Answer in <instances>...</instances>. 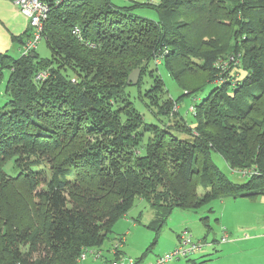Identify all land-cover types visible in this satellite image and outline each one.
I'll use <instances>...</instances> for the list:
<instances>
[{"label": "trees", "instance_id": "1", "mask_svg": "<svg viewBox=\"0 0 264 264\" xmlns=\"http://www.w3.org/2000/svg\"><path fill=\"white\" fill-rule=\"evenodd\" d=\"M45 1L49 58L0 59V264H77L135 199L166 219L264 196V0L145 1L158 21L109 0ZM155 58L183 98L204 97L189 107L193 126L151 73L146 106L166 122L146 124L128 100V74L140 69L137 86ZM213 153L244 182H230Z\"/></svg>", "mask_w": 264, "mask_h": 264}, {"label": "rangeland", "instance_id": "2", "mask_svg": "<svg viewBox=\"0 0 264 264\" xmlns=\"http://www.w3.org/2000/svg\"><path fill=\"white\" fill-rule=\"evenodd\" d=\"M145 1L109 0L113 6L119 9L133 7V10L130 12L135 17L158 21L157 14L153 9L142 6ZM158 1L152 0V5L155 6ZM49 52L43 39L39 40L36 46L38 58L40 60L49 58ZM155 66H157V69ZM150 73L158 76L161 80L163 89H165L164 97L169 98L173 103H177L178 115L189 127L193 126L195 120L192 114L188 112V109L194 102L199 103L200 98L204 97H199L197 100L189 97L183 98L181 88L171 79L164 66H161L160 63L154 65L152 62L148 65L145 72L142 73L143 75L139 84L127 87L125 90L128 100H130L137 112L142 116L144 122L154 125L166 122V117L154 115L146 106V100L143 95L149 89L151 82ZM8 78L9 73L3 71V76H0V89L2 91L0 109L9 101L8 97L4 94ZM173 110L175 111V108ZM172 119L175 120V114ZM175 122L173 121L174 125ZM212 159L218 170L230 182L240 185L246 179L242 174L231 170L217 154L213 153ZM197 194L198 196L203 194L201 188L197 189ZM204 217H207V220L203 222L201 219H204ZM112 226V234L110 235L111 238L113 237L112 243L107 242L104 244L102 248L103 257L98 261L101 264H109L103 263L104 258L107 257L112 261L119 262L117 259L114 260V256L109 254L108 251L111 244L115 245L117 242L119 243V238H122V249L119 251L123 253V258L127 261V264L130 259L133 262L139 260L138 264H154L153 261L158 257L167 254V252L171 253L177 248V235L184 230L188 231L192 242L205 243L203 248L208 249L209 247L211 249V256H214V258L218 257L222 252V246L233 244L234 240L244 236L257 235L260 238L255 239L253 244L243 243L241 248L236 246L238 250L232 252L230 255L225 253L224 259L227 260L229 258L233 262L243 259L249 262H256V260L264 259V196H259L253 200L243 197L232 198L231 196L217 198L209 204L203 205L197 211L175 209L166 219H162V214L154 210L147 201L135 199L133 206L127 214L118 219ZM225 234L227 235V241L222 242L221 239ZM192 257V254L185 258L180 256V260L191 259ZM175 260L176 258L170 262H176Z\"/></svg>", "mask_w": 264, "mask_h": 264}, {"label": "crops", "instance_id": "3", "mask_svg": "<svg viewBox=\"0 0 264 264\" xmlns=\"http://www.w3.org/2000/svg\"><path fill=\"white\" fill-rule=\"evenodd\" d=\"M27 26H28L27 19L21 13L18 12L16 7L9 0H0V59L4 57L17 59L20 56V52H19L20 42L26 36L25 34L27 32V29H26ZM4 61H5L4 63H6L7 60L4 59ZM3 71H7L9 73V70L3 69L0 76H3ZM1 92L2 91L0 89V97L2 96ZM112 238L110 237L107 242L112 243L111 241ZM257 238H260V237L255 235V236H244L242 238H238L233 241V244L222 246V252L216 258H214V256H211V253H210L211 249L209 247L208 249L207 248L204 249L203 246L205 245V243L203 244L201 243L202 244L201 249L193 251V253H189V255L190 254L193 255L191 259L188 258L186 260H180V258H178L175 260L176 262H168L166 264H169V263L170 264H264V259L256 260V262L254 261L249 262L244 259L239 260L238 262H233L229 258H227V260L224 259L225 253L226 254L228 253L230 255L232 252H236L239 247L241 248V245L243 243L253 244L255 242V239ZM236 246H238V248ZM121 249H122V246L120 247L119 250ZM110 254L113 255L112 253ZM119 254H120L119 256H123V253L121 251H119ZM116 257L117 256H114V260ZM108 258L109 257L104 258L105 260L103 263L112 262V260ZM98 261L99 260L95 261L91 257H88L85 260L78 262L77 264H101ZM135 264H138V262Z\"/></svg>", "mask_w": 264, "mask_h": 264}, {"label": "built area", "instance_id": "4", "mask_svg": "<svg viewBox=\"0 0 264 264\" xmlns=\"http://www.w3.org/2000/svg\"><path fill=\"white\" fill-rule=\"evenodd\" d=\"M27 19V30H29L30 39L27 40L21 47H20V56L25 57L28 56L33 50H36L37 43L39 40H42V32L44 28V22L47 19V14L49 13V6L45 0H9ZM63 0H56L55 3H60ZM149 3H152V0H146ZM73 33L75 35H79V30L77 28L74 29ZM159 58H155L154 64L158 65L160 63ZM47 76L46 72L39 73L35 80L39 81L44 79ZM190 113L194 114V110L192 108L188 109ZM222 242L227 241V235L225 234L224 237L221 239ZM122 244V238H119V243L117 242L115 245L111 246L109 250V254L112 253L113 256H117L115 260L109 264H127L123 256H119V249ZM202 248V244L197 242L194 243L191 241V236L189 235L187 230H184L179 233L178 235V245L177 248L172 251L171 253L164 254L163 256L158 257L154 264H166L173 260L174 258L178 259L180 256L186 257L189 253H193V251L199 250ZM118 254V255H117ZM91 257L93 260H101L103 257V252L101 250H96L93 248L85 249L82 251L80 256L77 259V262H81L86 258ZM119 258V259H118ZM128 264H135L133 260H129Z\"/></svg>", "mask_w": 264, "mask_h": 264}, {"label": "water", "instance_id": "5", "mask_svg": "<svg viewBox=\"0 0 264 264\" xmlns=\"http://www.w3.org/2000/svg\"><path fill=\"white\" fill-rule=\"evenodd\" d=\"M140 69L137 68L135 69V71L133 70L130 74H128V78H127V81H126V84L127 85H130V86H135L138 81H139V78H140Z\"/></svg>", "mask_w": 264, "mask_h": 264}]
</instances>
